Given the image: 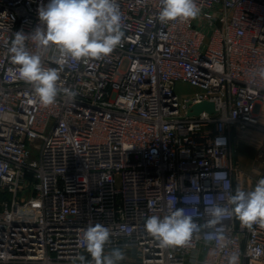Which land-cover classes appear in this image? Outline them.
<instances>
[{
	"label": "built area",
	"instance_id": "1",
	"mask_svg": "<svg viewBox=\"0 0 264 264\" xmlns=\"http://www.w3.org/2000/svg\"><path fill=\"white\" fill-rule=\"evenodd\" d=\"M47 3L0 0V192L9 195L0 264H93L82 235L96 223L112 233L105 254L124 253L118 264H228L233 254L264 264V227L235 216L206 226L237 186L251 191L264 178L239 169L232 145L236 128L264 131V0H196L195 18L164 24L160 0H118L121 45L100 60H66L61 91L44 106L8 47L15 32H33ZM58 59L55 46L42 53L46 67ZM179 81L197 90L180 99ZM204 100L216 112L188 114ZM176 208L199 230L185 246L162 247L144 223Z\"/></svg>",
	"mask_w": 264,
	"mask_h": 264
},
{
	"label": "clouds",
	"instance_id": "2",
	"mask_svg": "<svg viewBox=\"0 0 264 264\" xmlns=\"http://www.w3.org/2000/svg\"><path fill=\"white\" fill-rule=\"evenodd\" d=\"M160 5L157 19L161 24L195 18L200 12L196 0H160ZM37 12L39 25L30 34L15 32L8 53L11 62L18 66L15 71L19 77L31 84L39 103L47 106L55 102L61 91L58 81L66 60H100L121 45L124 37L122 13L118 0H48ZM28 40L35 44L38 51L33 52L27 47ZM51 46H55L60 53L61 59L56 61L58 67H46L42 62V53ZM258 71L264 78V69ZM63 91L68 92V89ZM227 205L216 204L208 213V228L215 229L224 218L232 216L249 229L254 224L264 227V178L251 191L237 186L235 193L230 194ZM199 227L192 216L185 214L184 208H176L163 217L152 215L144 223L145 231L162 247L189 244ZM111 235L110 229L100 223L89 225L83 231L85 250L93 264H118L124 259L120 248H113L110 254H105ZM209 235L224 239L223 234L216 232ZM79 259L83 261L84 257ZM238 259L233 254L228 264H237Z\"/></svg>",
	"mask_w": 264,
	"mask_h": 264
},
{
	"label": "crops",
	"instance_id": "3",
	"mask_svg": "<svg viewBox=\"0 0 264 264\" xmlns=\"http://www.w3.org/2000/svg\"><path fill=\"white\" fill-rule=\"evenodd\" d=\"M257 114L264 125V101L258 104ZM236 139L238 143L241 141L249 145L254 154L237 151V154L234 155L235 164L245 174L264 175V156L260 157V152L264 149V133L255 128H236L232 134V142Z\"/></svg>",
	"mask_w": 264,
	"mask_h": 264
},
{
	"label": "rangeland",
	"instance_id": "4",
	"mask_svg": "<svg viewBox=\"0 0 264 264\" xmlns=\"http://www.w3.org/2000/svg\"><path fill=\"white\" fill-rule=\"evenodd\" d=\"M175 90H176V93L178 94V96L180 97V99H183L187 96L192 95L197 90V88L188 82L179 81L176 84ZM260 124L264 127V125L261 123V121H260ZM257 130H259V129H257ZM259 131L264 133V131H262V130H259ZM232 145H233V149H234V155L237 154V151H239L240 153L242 152V153H246V154H248V153L254 154V151H252V148L249 145H247L241 141H239V143H238L237 139L234 140V142H232ZM3 197H9V195L7 193L0 192V199H2Z\"/></svg>",
	"mask_w": 264,
	"mask_h": 264
},
{
	"label": "water",
	"instance_id": "5",
	"mask_svg": "<svg viewBox=\"0 0 264 264\" xmlns=\"http://www.w3.org/2000/svg\"><path fill=\"white\" fill-rule=\"evenodd\" d=\"M203 111L216 112V104L213 101L204 100L191 106L188 110L189 115H198Z\"/></svg>",
	"mask_w": 264,
	"mask_h": 264
}]
</instances>
